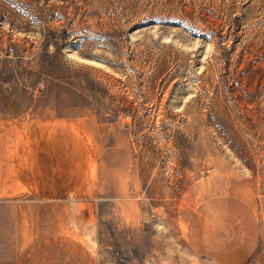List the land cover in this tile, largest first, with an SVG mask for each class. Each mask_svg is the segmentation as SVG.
I'll use <instances>...</instances> for the list:
<instances>
[{
  "label": "rangeland",
  "instance_id": "374dc122",
  "mask_svg": "<svg viewBox=\"0 0 264 264\" xmlns=\"http://www.w3.org/2000/svg\"><path fill=\"white\" fill-rule=\"evenodd\" d=\"M2 106L0 264H264V0H0Z\"/></svg>",
  "mask_w": 264,
  "mask_h": 264
},
{
  "label": "crops",
  "instance_id": "0c3cea01",
  "mask_svg": "<svg viewBox=\"0 0 264 264\" xmlns=\"http://www.w3.org/2000/svg\"><path fill=\"white\" fill-rule=\"evenodd\" d=\"M18 116H19V114L15 113V110L13 108L12 109L5 108V106H2V108H0V121H3V122H0V124H2V126H5V124L7 123L8 124L7 127H9L6 129L7 131L0 133V136L3 137V138H1L2 141H9L10 140L8 138H5V136H7L6 134H9L11 132V129L13 132H15V130H14L15 128L12 124L15 123L14 121L17 119ZM18 119H19V117H18ZM4 122H5V124H4ZM16 127L18 129L20 128V126L18 124H16ZM18 129H17V132H19ZM17 137H19V134H17ZM12 141H15V140H12ZM7 162L9 164H13L12 158H9L7 160ZM0 197H4V196L0 195ZM6 218H7V220H6L7 223H18L20 220V216H7ZM12 227H13V229H15V226H12Z\"/></svg>",
  "mask_w": 264,
  "mask_h": 264
}]
</instances>
